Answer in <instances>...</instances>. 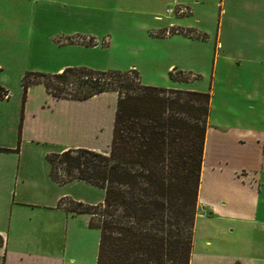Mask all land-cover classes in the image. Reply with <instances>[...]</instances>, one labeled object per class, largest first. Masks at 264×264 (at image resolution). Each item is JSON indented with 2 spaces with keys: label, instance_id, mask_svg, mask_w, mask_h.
I'll list each match as a JSON object with an SVG mask.
<instances>
[{
  "label": "crops",
  "instance_id": "obj_1",
  "mask_svg": "<svg viewBox=\"0 0 264 264\" xmlns=\"http://www.w3.org/2000/svg\"><path fill=\"white\" fill-rule=\"evenodd\" d=\"M25 72L1 46L0 89L6 96L0 97V264H96L99 230L89 227V214L70 212L60 202L97 203L68 189L86 182H55L46 156L68 148L107 152L117 93L56 98L35 84L23 98ZM177 82L166 86L185 88ZM253 125L254 119L245 127L218 125L217 119L212 142L207 122L197 200L203 212L196 220L206 236L199 264H264V213L258 210L264 203V132ZM205 178L210 192L203 195ZM211 235H218L217 243L212 244Z\"/></svg>",
  "mask_w": 264,
  "mask_h": 264
},
{
  "label": "rangeland",
  "instance_id": "obj_2",
  "mask_svg": "<svg viewBox=\"0 0 264 264\" xmlns=\"http://www.w3.org/2000/svg\"><path fill=\"white\" fill-rule=\"evenodd\" d=\"M1 46L26 72L55 73L51 70L67 63L133 68L145 85L167 88L178 81L185 87L180 89L208 92L212 142L217 119L218 125L243 127L254 119L253 128L264 132V0H0ZM172 70L190 79L174 80ZM209 154H216L213 148ZM54 166L61 174V166ZM86 184L68 189L101 202L103 190ZM205 185L206 178L203 195ZM60 204L74 207L72 199ZM258 210L264 213V203ZM202 212L197 205L192 264L200 263L205 243L203 224L196 220ZM211 240L217 243L218 235Z\"/></svg>",
  "mask_w": 264,
  "mask_h": 264
},
{
  "label": "trees",
  "instance_id": "obj_3",
  "mask_svg": "<svg viewBox=\"0 0 264 264\" xmlns=\"http://www.w3.org/2000/svg\"><path fill=\"white\" fill-rule=\"evenodd\" d=\"M170 77L190 79L173 70ZM21 83L23 98L35 84L56 98L117 93L107 152L68 148L46 156L58 184L82 180L104 192L102 202L72 200L65 208L89 214V227L99 230L96 264H190L211 95L142 84L134 69L27 71Z\"/></svg>",
  "mask_w": 264,
  "mask_h": 264
},
{
  "label": "built area",
  "instance_id": "obj_4",
  "mask_svg": "<svg viewBox=\"0 0 264 264\" xmlns=\"http://www.w3.org/2000/svg\"><path fill=\"white\" fill-rule=\"evenodd\" d=\"M3 96H6V94L3 93Z\"/></svg>",
  "mask_w": 264,
  "mask_h": 264
}]
</instances>
